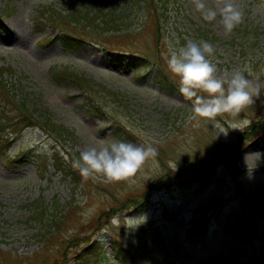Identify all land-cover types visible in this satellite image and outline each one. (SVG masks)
<instances>
[{
  "label": "rangeland",
  "instance_id": "1",
  "mask_svg": "<svg viewBox=\"0 0 264 264\" xmlns=\"http://www.w3.org/2000/svg\"><path fill=\"white\" fill-rule=\"evenodd\" d=\"M155 2L0 0V65L10 94L25 99L41 122L48 118L53 123L30 128L13 141L10 155L34 149L30 158L12 167L0 163V264H77L72 256L76 247L56 244L59 239L45 231L36 214V206L43 205L65 212L72 200L74 210L61 228H71L69 233L80 239L103 240L106 257L95 264H116L108 243L115 234L132 248L138 245V230L126 237L111 218L119 217L123 225L126 217L143 213L149 219L141 227L147 236H156L165 264L209 259L264 264V88L236 118L251 123L218 136L209 122L191 118V103L180 95L166 65L170 47L204 40L215 48L212 59L220 70L248 67L253 81L264 80V0H235L244 22L230 35H225L219 16L212 24L204 21L193 0ZM215 2L205 0L212 7ZM62 15L90 17L103 27L84 28L70 18L62 25ZM67 26L81 41L73 52L61 41ZM42 37L50 38L37 43ZM109 50L144 57L145 76L109 60ZM67 73L81 76V82ZM1 108L10 117L18 112L7 99ZM229 119L217 117L225 128ZM59 126L69 133L60 132ZM105 139L151 146L157 155L146 160L131 182L87 179V186L79 171L65 177L55 170L53 159L42 163L56 146L59 156L69 158L68 152L75 158L70 159L75 168L80 151ZM170 163L178 164L176 172ZM183 180L197 186L184 194L185 185L174 187ZM146 202L148 211H139ZM203 205L219 209L201 237L189 229ZM53 207L40 214L50 218ZM228 220L239 227H230Z\"/></svg>",
  "mask_w": 264,
  "mask_h": 264
},
{
  "label": "clouds",
  "instance_id": "2",
  "mask_svg": "<svg viewBox=\"0 0 264 264\" xmlns=\"http://www.w3.org/2000/svg\"><path fill=\"white\" fill-rule=\"evenodd\" d=\"M193 4L202 19L209 24L216 22L219 16V24L225 35H230L244 22L243 11L235 0H216L214 7L206 4L205 0H193ZM215 51L207 41L190 39L181 46L169 48L166 65L177 83L180 95L191 103V118L205 120L218 131V136H227L229 128L242 131L251 123L246 118H236L260 97L264 80L257 77L253 81L248 67L220 70L212 59ZM225 116L232 118L225 121L227 128L217 120V117ZM156 155L157 150L151 146L105 139L99 145L93 143L80 151L73 166L84 179L131 182L146 160ZM170 167L174 172L178 170L177 163H170ZM148 219V214L143 213L136 217H126L123 225L117 216H113L110 222L114 226L123 227L128 237L134 236ZM133 243L136 241L133 240Z\"/></svg>",
  "mask_w": 264,
  "mask_h": 264
},
{
  "label": "trees",
  "instance_id": "3",
  "mask_svg": "<svg viewBox=\"0 0 264 264\" xmlns=\"http://www.w3.org/2000/svg\"><path fill=\"white\" fill-rule=\"evenodd\" d=\"M153 4H155L156 0H151ZM75 23L81 24L84 28L87 27H97L101 28L103 26L96 25L93 21H90V17H67L62 15L59 20L61 24H67L68 22H71V20ZM156 18V17H154ZM96 19V17L94 18ZM112 20V19H111ZM158 21V19H157ZM156 21V22H157ZM104 23L107 25L110 23V21H104ZM69 26L65 27V30L62 33L61 41L64 45V47L70 51H75L80 46V40L72 33L69 32ZM160 39V34H158V41ZM109 60H112L113 62H117L119 64H124L126 66H130L136 69L137 71V77H144L145 71H142L144 67L148 64L146 59L144 57H140L137 55H125L123 53L115 52V51H108ZM60 72V71H59ZM4 69H2V66H0V158L3 157L4 153L11 144V136H17L21 134L26 128L29 127H41L43 128L46 123H51V121L47 118L45 123L41 122V120L38 117L34 116V111L30 110L28 107V102L25 101V99H16L15 95L10 94V89L8 88V83L5 81V78L3 76ZM68 74V73H67ZM70 76V79L77 80L81 82V76L73 75V73L68 74ZM165 79V77H163ZM162 79L159 81L161 82ZM90 83L89 81L87 82ZM85 83V84H87ZM15 103L16 110L18 111L17 117L12 124H9V115L3 111L2 102H5V100ZM47 126V125H46ZM49 127V126H48ZM10 128H13L10 130ZM52 130V129H51ZM58 130L62 133H69L67 128L64 126H59ZM59 132V136L62 134ZM53 152H50V155L47 154L46 158L44 160V164L47 161V159H53L54 160V167L56 171H60L65 174V176L71 174V176H74L77 173V169L72 167V163H70V159L74 160L75 158L72 157L70 153H68L69 159H64L63 156H59V152L56 150V146L52 147ZM25 153L21 152L19 153V156L22 157ZM6 157L2 158L5 159ZM7 159V158H6ZM48 165V164H46ZM43 167V166H42ZM81 179H79L80 181ZM87 179H86V186H87ZM74 183V180H72ZM81 182V181H80ZM76 185L74 187H78L79 183H75ZM185 186L183 187L187 191L190 190L192 184L189 182L183 183ZM87 190V188H85ZM34 203V202H33ZM74 201H70L67 209L66 205H62L63 209H66L65 212H57L56 206L53 207V214L49 218L44 217L43 213L45 211H48L50 208L49 205H43L44 207L36 206V214H39L41 216L38 219V222L41 224V226L45 229V231H48V233L51 236H56L59 241L56 244H62L65 243L69 247H77L79 251V254L77 255L81 263L83 264H91L93 262L94 256L100 255L104 253V246L102 245V241L100 239H91L90 237L86 238H78L75 237L76 234L74 231L69 233L71 231V228H61V224L65 223L67 217L71 213L72 210H74L73 206ZM105 214L101 215V218H103ZM99 220V219H98ZM198 223H202L201 221H198ZM146 229V228H145ZM43 237L46 235L45 233L42 234ZM117 235V234H116ZM141 236H143L142 239H140L141 245L136 250L137 252L133 251L129 247L125 246L123 244V241L120 237H115L112 239L113 242V249L115 251V255L118 258V262L120 264H163V262L158 261L157 257L154 254V247L152 242L150 241L149 236H146L145 230L141 231ZM118 236V235H117ZM143 240V241H142ZM55 244V245H56ZM82 250V251H81ZM66 256V255H65ZM101 256V255H100Z\"/></svg>",
  "mask_w": 264,
  "mask_h": 264
}]
</instances>
